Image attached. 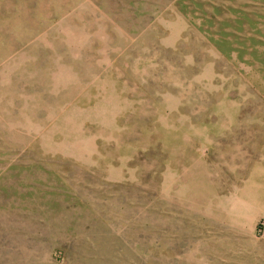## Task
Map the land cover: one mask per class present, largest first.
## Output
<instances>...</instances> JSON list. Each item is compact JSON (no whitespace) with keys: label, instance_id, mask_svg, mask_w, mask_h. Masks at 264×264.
Masks as SVG:
<instances>
[{"label":"rangeland","instance_id":"obj_1","mask_svg":"<svg viewBox=\"0 0 264 264\" xmlns=\"http://www.w3.org/2000/svg\"><path fill=\"white\" fill-rule=\"evenodd\" d=\"M0 264H264V0H0Z\"/></svg>","mask_w":264,"mask_h":264},{"label":"crops","instance_id":"obj_2","mask_svg":"<svg viewBox=\"0 0 264 264\" xmlns=\"http://www.w3.org/2000/svg\"><path fill=\"white\" fill-rule=\"evenodd\" d=\"M210 96H213V91L210 93V90H209V88H208V86H207L206 99H209ZM229 101H230V100H229Z\"/></svg>","mask_w":264,"mask_h":264}]
</instances>
